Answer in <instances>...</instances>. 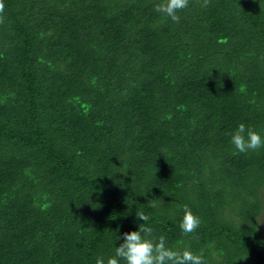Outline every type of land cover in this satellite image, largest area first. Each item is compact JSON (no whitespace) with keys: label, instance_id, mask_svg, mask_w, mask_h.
Returning a JSON list of instances; mask_svg holds the SVG:
<instances>
[{"label":"trees","instance_id":"trees-1","mask_svg":"<svg viewBox=\"0 0 264 264\" xmlns=\"http://www.w3.org/2000/svg\"><path fill=\"white\" fill-rule=\"evenodd\" d=\"M157 3L0 0V264L107 260L135 211L205 264H264V147L230 143L264 136V0Z\"/></svg>","mask_w":264,"mask_h":264},{"label":"clouds","instance_id":"clouds-1","mask_svg":"<svg viewBox=\"0 0 264 264\" xmlns=\"http://www.w3.org/2000/svg\"><path fill=\"white\" fill-rule=\"evenodd\" d=\"M188 3L189 0H159L154 11L178 22V11L186 8ZM230 143L235 151L244 153L264 147V136L240 122L230 133ZM135 218L139 221L137 227L118 236L121 242L114 247V255L107 260L97 257L95 264H120L121 260L124 264H205L201 254L187 247H171L163 235L154 236L153 228L148 225L149 217L143 211H135ZM200 224V217L186 206L179 221L181 233L192 234Z\"/></svg>","mask_w":264,"mask_h":264},{"label":"rangeland","instance_id":"rangeland-1","mask_svg":"<svg viewBox=\"0 0 264 264\" xmlns=\"http://www.w3.org/2000/svg\"><path fill=\"white\" fill-rule=\"evenodd\" d=\"M259 224L264 226V223H263L262 219L260 220Z\"/></svg>","mask_w":264,"mask_h":264}]
</instances>
